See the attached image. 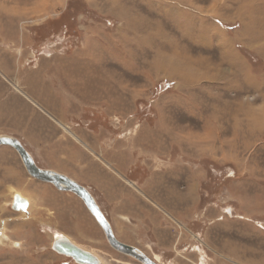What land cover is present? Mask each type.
Masks as SVG:
<instances>
[{
    "label": "rangeland",
    "instance_id": "obj_1",
    "mask_svg": "<svg viewBox=\"0 0 264 264\" xmlns=\"http://www.w3.org/2000/svg\"><path fill=\"white\" fill-rule=\"evenodd\" d=\"M2 136L157 264H264V0H0ZM56 234L142 264L0 146V264H77Z\"/></svg>",
    "mask_w": 264,
    "mask_h": 264
},
{
    "label": "water",
    "instance_id": "obj_2",
    "mask_svg": "<svg viewBox=\"0 0 264 264\" xmlns=\"http://www.w3.org/2000/svg\"><path fill=\"white\" fill-rule=\"evenodd\" d=\"M0 146H8L13 148L18 153L27 172L32 178L51 184L58 191L69 192L79 197L101 227L109 245L114 250L123 255L132 257L142 264H157L138 248L122 243L116 238L111 223L101 210L93 195L86 187L80 185L66 175L39 168L32 155L26 150L22 143L15 138L3 136L0 137ZM18 206L19 204L16 203L14 205V209L19 210ZM53 248L55 251L71 257L80 264H100L99 260L94 255L84 251L69 241L56 240L53 243Z\"/></svg>",
    "mask_w": 264,
    "mask_h": 264
},
{
    "label": "bare ground",
    "instance_id": "obj_3",
    "mask_svg": "<svg viewBox=\"0 0 264 264\" xmlns=\"http://www.w3.org/2000/svg\"><path fill=\"white\" fill-rule=\"evenodd\" d=\"M16 88L20 89V87L18 85H16ZM10 192L13 194V200H14V204H19V208H21V206H23V208L25 206H29L30 205V202H29V199L27 197H25L24 195H22V193H20L19 191L15 190L14 188H10ZM229 214H233V211L232 210H229L228 211ZM54 240L56 241H69L71 242L72 244L78 246L79 248L83 249L82 247H80L79 245H77L76 243H74L68 236H62L60 234H56L55 237H54ZM54 243V241H53ZM84 251L94 255L100 262V264H103L102 260L98 257V255L96 253H93L89 250H86V249H83ZM59 253V252H58ZM159 260V258H158ZM75 261V260H74ZM76 262V261H75ZM77 264H80L78 262H76Z\"/></svg>",
    "mask_w": 264,
    "mask_h": 264
},
{
    "label": "crops",
    "instance_id": "obj_4",
    "mask_svg": "<svg viewBox=\"0 0 264 264\" xmlns=\"http://www.w3.org/2000/svg\"><path fill=\"white\" fill-rule=\"evenodd\" d=\"M42 106V105H41ZM43 107V106H42ZM44 108V107H43ZM50 117V116H49ZM50 119L52 120V121H54L51 117H50ZM49 119V120H50ZM50 122V121H49ZM59 124H62V125H64V123H61V122H59ZM65 127V129L67 130V131H71V129L69 128V127H67V126H64ZM72 135H74V136H72ZM72 137H76L75 136V134L74 133H72ZM78 139V138H77ZM78 141H79V139H78ZM48 170H51V169H48ZM51 171H55V170H51ZM55 172H57V171H55ZM58 173V172H57ZM61 174V173H60ZM63 175H66V174H64L63 173ZM66 176H68V175H66ZM69 178H71V179H73L72 177H70V176H68ZM74 181H76L75 179H73ZM77 183H79L78 181H76ZM131 183V182H130ZM79 184H81V183H79ZM133 186H134V183H131ZM85 187V186H84ZM102 210V209H101ZM108 219V218H107ZM110 222V221H109Z\"/></svg>",
    "mask_w": 264,
    "mask_h": 264
}]
</instances>
